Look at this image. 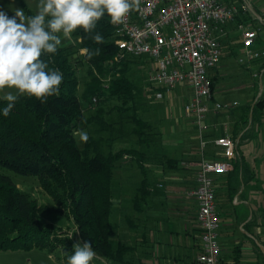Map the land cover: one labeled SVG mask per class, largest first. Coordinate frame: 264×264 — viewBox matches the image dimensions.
Instances as JSON below:
<instances>
[{"label": "trees", "instance_id": "1", "mask_svg": "<svg viewBox=\"0 0 264 264\" xmlns=\"http://www.w3.org/2000/svg\"><path fill=\"white\" fill-rule=\"evenodd\" d=\"M20 5L26 15L34 14L24 3ZM97 31L104 37L101 42L92 39L93 33ZM114 31V24L106 16H102L96 27L89 32L81 29L74 31L73 34L79 39V47L88 48L92 53L83 54V59L90 67V75L80 95L76 92L77 78L70 63L68 48L58 46L56 53L43 56L50 67L63 73L60 91L46 100L20 95L7 116L0 114V167L19 175L37 177L41 187L55 203L47 209L59 213L67 209L81 243L89 240L99 256L115 264H125V255L131 247L120 241L113 246L110 240L112 170L124 155H129L140 170L143 178L137 187L138 195L132 200L133 207L139 211L149 193L144 177L146 153L135 147H123L104 153L99 142L92 138H88L84 146L79 148L74 137L75 131L85 124L91 123L99 131L107 129L103 105L115 98L121 101L119 110L126 112L131 107L125 105L134 101L140 91L135 82L126 76L130 64L138 58L125 56L118 62L113 60L119 51L113 42ZM261 59L263 57L252 62ZM93 70L100 75L105 72L111 74L106 90L101 89ZM258 72L263 75V92L254 98L252 105L243 107L242 123L245 125L257 120L264 110V59L259 64ZM217 79L216 71L210 78L212 92ZM94 96L97 97L95 103L98 107L93 115L84 118L81 99L92 102ZM6 103V100L0 99V107ZM131 109L133 111L128 115L134 124L131 132L139 144L149 147L157 133L151 132V125L136 110ZM245 133L246 130L239 136L237 132L231 133V137L237 141L234 157L230 161L231 169L224 178L226 196L230 200L240 184L252 178V172L239 149ZM38 210L34 200L17 189L7 175L0 174V250L38 248L51 253L59 249L63 262L67 264V256L73 251L72 240L66 235L59 236L50 224L41 225Z\"/></svg>", "mask_w": 264, "mask_h": 264}, {"label": "rangeland", "instance_id": "2", "mask_svg": "<svg viewBox=\"0 0 264 264\" xmlns=\"http://www.w3.org/2000/svg\"><path fill=\"white\" fill-rule=\"evenodd\" d=\"M226 1L231 3L233 0ZM21 2L24 3L25 6L33 13L37 10L38 0H0V8L7 11L9 15H12V10H14V8H22L20 5ZM243 2V0H234V3L237 5H240ZM251 8L264 20V0H251ZM245 18L250 20V17L248 16ZM252 26L256 31V40L253 43L252 48L264 50V22L263 24L254 22ZM73 33L70 39L62 37V43L60 46L68 48L67 51L70 53V63L77 78L76 92L80 95L86 82L89 80L90 67L83 59V54L85 52L80 51L81 48L78 45L79 39ZM240 40L241 34L236 30V26L232 25L229 27L227 29L226 36L220 42L221 57L219 63L214 68V73L217 70L219 72V76L215 84V97L217 101L238 102L237 107L231 108L228 111H223L229 118L232 116L235 117V114L240 112V108L243 107L245 103H252L254 98L259 97L263 92V89L260 91L258 84L256 83L257 81H255L254 90L248 86L250 84V78H252L250 74L254 72L259 73L258 67L260 62L264 59V56H262L263 59H261V61L249 66L250 70L248 71L246 68L247 66H245L247 64L241 65L238 62V57L241 56ZM124 57L125 56L122 58ZM114 62L118 61L114 60ZM111 64L112 63L110 61L109 65ZM105 65H107V62L104 63V69L106 67ZM150 65V61H148L145 57H141L130 64V69L126 73V76L135 82L140 91L134 101H129L125 107H131L136 110L138 115L151 125V132L157 133L154 134V141L149 144V147L137 142L136 136L131 132L134 124L128 116L133 110L129 108L126 112L120 111L119 107H121V101L114 98L108 100L103 105L105 109L103 118L108 124L107 129L99 131L98 127L91 123L78 128L87 131L88 138L97 140L99 142L100 149L104 153L109 150L115 151L123 147H135L144 150L146 156L149 155L146 158V160H148L149 157H153L151 153H154L158 147L157 143L159 135L157 131L161 132V140L168 138L172 139L176 136V133L179 130L187 133V135L191 137L193 143L198 140V129H195L194 126L189 124L187 121L188 119L185 117L183 112V106L189 100V88L183 84L176 85L170 91H163V97L161 99H157L155 97L154 90H152L146 82V74ZM93 74L97 76L100 81L101 89L106 90L111 74L109 72H105L103 75H100L96 70H93ZM258 78L261 82L263 79L262 73L258 76ZM235 86H238L239 89ZM6 91H14V89L5 88L0 90V96L2 97ZM94 97L97 100V97ZM81 106L84 118L93 115L98 107L97 103L93 104L92 102H86L83 99H81ZM74 137L77 146L82 148L85 141L80 140L76 131L74 133ZM162 145L166 146L164 144ZM217 153L220 154V151ZM0 174L7 175L17 189L26 193L31 200L35 201L37 208L40 209L37 213L38 220L41 225L50 224L57 231V233H59V236L66 235L70 237L73 244L80 242L76 226L73 219L68 214L67 209L60 210V213L47 209V207L50 208L55 205V203L41 187L37 177L19 175L3 167H0ZM135 175L140 178L141 172L137 168L134 161L131 160L129 155L122 156L121 160L115 164V167L112 170L111 199L113 201V207L111 209V216L109 220L112 226L110 240L114 244L117 241H122L126 244L134 246L137 243L136 238L141 231L140 226L143 222L141 217L143 214L136 211L132 205L134 196L138 195L136 187L137 184L135 186L134 182H131L126 188H120V184L125 180V178L133 181V177ZM188 175H191V173H188ZM190 199L189 201L191 202L192 200ZM0 264L65 263L63 262L62 254L59 249L48 253L43 249L32 248L30 250H0ZM91 264L108 263L97 254L91 261Z\"/></svg>", "mask_w": 264, "mask_h": 264}, {"label": "crops", "instance_id": "3", "mask_svg": "<svg viewBox=\"0 0 264 264\" xmlns=\"http://www.w3.org/2000/svg\"><path fill=\"white\" fill-rule=\"evenodd\" d=\"M252 64L254 62L245 65L248 71ZM209 73L212 77L214 69ZM256 73L250 74L252 78L248 87L253 90L255 81L260 86V79L254 75ZM235 87L239 89L238 86ZM215 94L214 87L213 99L217 101ZM245 105L247 104L243 107ZM243 107L235 117L229 118L221 112L210 114L204 120L206 145L202 153L199 137L193 143L187 133L179 130L172 139L161 140V132L157 131L158 147L151 153L153 157H149L150 160H146L149 155L144 160V177L149 193L138 211L143 214V222L136 238L137 243L133 246L120 241L131 247L130 252L125 255V264H200L197 261L201 245L196 219L197 203L189 196L196 184L197 163L202 157L223 160L222 148L214 145L213 141L225 134L231 136L232 132H237L239 136L245 130L239 149L252 172V178L240 184L230 200L225 192L226 172L213 176L219 258L221 264H264V110L257 120L245 125L242 123ZM224 125H227V131L224 130ZM234 141L236 143L237 139ZM219 151L220 154L217 153ZM133 178V181L125 178L120 188H126L131 182L138 187L143 175L140 178L135 175ZM115 244L112 242L113 246ZM101 258L108 264H115L105 257Z\"/></svg>", "mask_w": 264, "mask_h": 264}, {"label": "built area", "instance_id": "4", "mask_svg": "<svg viewBox=\"0 0 264 264\" xmlns=\"http://www.w3.org/2000/svg\"><path fill=\"white\" fill-rule=\"evenodd\" d=\"M243 1L237 5L234 0L231 3L226 0H140L139 8L114 24L113 42L119 50L114 60L129 56L150 61L146 82L157 99L163 97V91H170L176 85L189 88V100L183 112L198 129L201 153L206 145L204 120L210 114L238 106L237 101H215L211 89L209 72L220 61V42L227 29L235 25L241 34L239 64L264 56L263 49L252 48L256 40L252 25L254 22L263 24L264 20L252 10L251 0ZM92 102H96L95 97ZM224 130L227 131V125ZM213 143L222 148L223 160L202 157L195 171L196 184L189 192L197 203L201 244L197 261L200 264H221L213 176L227 172L231 168L230 159L234 157L235 141L229 134L216 138Z\"/></svg>", "mask_w": 264, "mask_h": 264}, {"label": "clouds", "instance_id": "5", "mask_svg": "<svg viewBox=\"0 0 264 264\" xmlns=\"http://www.w3.org/2000/svg\"><path fill=\"white\" fill-rule=\"evenodd\" d=\"M139 7L140 0H38L34 14L16 7L9 15L0 8V90L14 89L0 97L7 101L0 114L7 116L20 95L46 100L59 93L63 73L43 56L56 53L62 37L70 39L77 29L91 31L102 16L119 24ZM92 39L101 42L104 37L97 31ZM80 51L92 55L88 48ZM76 133L81 141L88 140L87 131ZM96 255L91 241L77 242L67 264H91Z\"/></svg>", "mask_w": 264, "mask_h": 264}, {"label": "water", "instance_id": "6", "mask_svg": "<svg viewBox=\"0 0 264 264\" xmlns=\"http://www.w3.org/2000/svg\"><path fill=\"white\" fill-rule=\"evenodd\" d=\"M259 89H260V91H261V89H262V85H261V82H260V86H259Z\"/></svg>", "mask_w": 264, "mask_h": 264}]
</instances>
